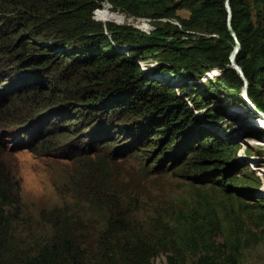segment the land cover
Wrapping results in <instances>:
<instances>
[{
	"label": "trees",
	"instance_id": "obj_1",
	"mask_svg": "<svg viewBox=\"0 0 264 264\" xmlns=\"http://www.w3.org/2000/svg\"><path fill=\"white\" fill-rule=\"evenodd\" d=\"M103 1L0 0V121L24 104L21 118H12V124L24 126L11 148L27 147L35 154L65 149L69 157L98 154L93 144L141 150L152 171L180 168L192 182L213 181L226 195L260 202L259 177L240 171L238 145L211 125L226 111L210 107L214 93L193 90L205 71L215 70V93L253 109L264 126L256 112L264 110V0H229L240 40L236 61L248 79L252 107L229 61L235 41L224 0H107L105 15ZM182 6L189 9L187 17H179L183 27L207 35L183 36L178 25L160 21ZM147 54L159 59L153 72L138 61ZM32 120L38 122L33 128ZM261 131L251 134L258 137ZM80 132L84 140L77 137ZM245 142L261 144L254 137ZM5 147L0 141V264H155L161 239L134 229L121 210L119 189H96L83 165L77 168L81 183L75 192L94 209L109 210L100 251L88 258L72 213L56 207L40 210L52 228L45 237L16 238L12 221L20 210L19 185L3 160ZM95 156L89 160L101 169L104 157ZM204 228L193 225L182 237L183 247L172 238L166 264H239L235 239L209 242Z\"/></svg>",
	"mask_w": 264,
	"mask_h": 264
},
{
	"label": "rangeland",
	"instance_id": "obj_2",
	"mask_svg": "<svg viewBox=\"0 0 264 264\" xmlns=\"http://www.w3.org/2000/svg\"><path fill=\"white\" fill-rule=\"evenodd\" d=\"M110 6L107 0L103 1V15ZM188 15L189 9L182 6L175 10L174 15L159 18L162 23L167 21L178 25L183 29V36L186 33L207 35L204 31L183 27L179 17ZM143 18L152 21L149 16ZM138 61L144 70L153 72L159 59L155 54H147L139 57ZM182 75L186 80L194 81L187 72ZM215 75V70L205 71L193 91L214 93L210 107L224 109L227 116L212 121L211 125L238 145L237 159L243 164L240 171L251 170L259 177L260 185L256 189L264 196V170H261L264 168V126L254 117L253 109L235 106L231 102L232 98L215 93L212 86ZM175 89L181 91L182 88ZM185 98L189 104L192 103L191 97ZM18 105L3 118L6 121H0V141L6 144L2 157L13 176L12 180L19 185L20 210L12 221L16 238L45 237L52 228L49 222L40 217V210L56 207L72 213L77 221L76 234L87 249L88 258L100 251L106 239L105 224L109 210H106V206L101 210L94 209L75 192L74 189H79L77 186L81 183L77 168L83 165L89 169L96 189H119L121 210L126 212L134 229L143 228L155 239H161L162 243L153 257L155 264H166V253L172 238L184 246L182 237L193 225L205 227L203 235L209 242L214 240L221 244L235 239L239 264H264V197L257 203L253 200L242 201L236 195H226L222 189L215 188L213 181L205 184L192 182L180 168L152 171L151 162L144 158L143 151L125 152L123 147L115 148L113 144L101 147L93 144L92 148L99 149L98 154L79 153L72 158L65 149L35 154L27 147L11 148L19 128L24 126L11 123L13 117L18 119L23 115V111L19 110L24 104ZM207 109L209 107L196 111L200 113ZM259 112L264 114V110ZM34 123L38 122L32 120L29 126L33 128ZM257 130H262L258 137L251 134ZM77 137L84 140L81 132ZM247 137H254L261 144H247ZM93 155L96 158L104 157L101 169L93 167L94 164L89 160V156ZM104 201L106 205V197ZM191 257L188 252V258Z\"/></svg>",
	"mask_w": 264,
	"mask_h": 264
},
{
	"label": "water",
	"instance_id": "obj_3",
	"mask_svg": "<svg viewBox=\"0 0 264 264\" xmlns=\"http://www.w3.org/2000/svg\"><path fill=\"white\" fill-rule=\"evenodd\" d=\"M224 5H225V8H226V24H227V28H228L230 34L232 35V37L234 38V41H235L233 49L229 53V61H230L231 66L238 72V74L242 78V80H243L242 95L245 98L246 104L249 107H252L250 99H249V97L247 95L248 79H247L246 75L244 74V71H243L242 67L236 61V54H237V52H238V50L240 48V40L238 39L236 31L234 30V28L232 26V23H231L232 9H231V5H230L229 0H224Z\"/></svg>",
	"mask_w": 264,
	"mask_h": 264
},
{
	"label": "bare ground",
	"instance_id": "obj_4",
	"mask_svg": "<svg viewBox=\"0 0 264 264\" xmlns=\"http://www.w3.org/2000/svg\"><path fill=\"white\" fill-rule=\"evenodd\" d=\"M257 114L261 117V119L264 121V114H261L260 112L256 111Z\"/></svg>",
	"mask_w": 264,
	"mask_h": 264
}]
</instances>
